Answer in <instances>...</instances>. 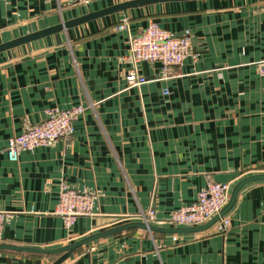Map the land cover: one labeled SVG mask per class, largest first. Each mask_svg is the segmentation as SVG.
Instances as JSON below:
<instances>
[{
  "label": "crops",
  "instance_id": "1",
  "mask_svg": "<svg viewBox=\"0 0 264 264\" xmlns=\"http://www.w3.org/2000/svg\"><path fill=\"white\" fill-rule=\"evenodd\" d=\"M129 0H0V43ZM126 20L127 27L118 26ZM150 21L189 36L192 55L128 86L130 34ZM264 0H176L104 15L0 53L1 243L57 248L188 206L208 181L264 173ZM85 112L70 139L8 158L9 139L51 108ZM62 184L96 193L93 215L67 228ZM225 233L129 229L78 248L62 264H264V181L247 184ZM159 225V224H158ZM168 226V225H163ZM58 255L0 251V264Z\"/></svg>",
  "mask_w": 264,
  "mask_h": 264
},
{
  "label": "built area",
  "instance_id": "2",
  "mask_svg": "<svg viewBox=\"0 0 264 264\" xmlns=\"http://www.w3.org/2000/svg\"><path fill=\"white\" fill-rule=\"evenodd\" d=\"M127 27L126 20L118 26ZM127 61L132 65L126 74L128 86H137L149 80L140 75L137 65L140 62H159L167 74L171 67L180 65L192 55L191 40L186 35H175L162 28L158 22L150 21L139 33L128 37ZM259 74L264 77V59L257 63ZM85 112L76 105L68 109L51 108L45 113L42 122L28 125L22 133L12 136L6 148L8 158L16 161L22 151L44 147L59 139H70L75 131V121ZM231 193L229 183L208 181L194 203L171 211L166 217L158 219L155 207L139 213L136 220L168 226H195L209 221L226 205ZM96 193L89 189H78L62 184L56 213L63 217L65 226L72 227L81 216L93 215ZM8 213L0 210V239L7 221ZM232 224L230 216H223L214 228L225 233Z\"/></svg>",
  "mask_w": 264,
  "mask_h": 264
},
{
  "label": "water",
  "instance_id": "3",
  "mask_svg": "<svg viewBox=\"0 0 264 264\" xmlns=\"http://www.w3.org/2000/svg\"><path fill=\"white\" fill-rule=\"evenodd\" d=\"M166 1H176V0H129L114 4L110 7L98 10L91 11L84 15L69 19L63 20L60 23L46 27L20 37L11 39L9 41H5L0 43V53L10 50L12 48L29 44L35 40L53 35L55 33L65 31L76 27L78 25H82L96 18L102 17L107 14L115 13L123 11L127 13L129 9L142 7L149 4L166 2ZM264 181V173H255L240 179L232 188L230 193V197L226 205L221 209V211L212 217L209 221L195 226H163L154 223H147L144 221H128L125 223H121L109 229L99 231L93 233L91 235H87L79 240L74 241L73 243L57 247V248H36V247H28L21 246L15 244L1 243L0 242V251L9 250V251H18V252H26V253H37L43 255H58V257L51 261L49 264H62L71 255L80 247L89 245L91 242H94L100 238L110 236L125 230L129 229H143L149 231L150 233H169V234H186V233H200L211 229L223 216L227 215L232 208L235 206L237 202L238 195L240 191L249 183Z\"/></svg>",
  "mask_w": 264,
  "mask_h": 264
},
{
  "label": "trees",
  "instance_id": "4",
  "mask_svg": "<svg viewBox=\"0 0 264 264\" xmlns=\"http://www.w3.org/2000/svg\"><path fill=\"white\" fill-rule=\"evenodd\" d=\"M34 254H37V253H34ZM41 255V254H40Z\"/></svg>",
  "mask_w": 264,
  "mask_h": 264
}]
</instances>
